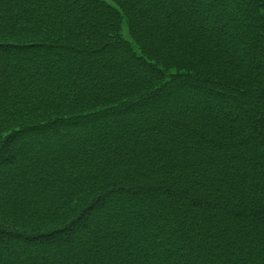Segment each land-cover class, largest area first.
Here are the masks:
<instances>
[{"label": "trees", "instance_id": "trees-1", "mask_svg": "<svg viewBox=\"0 0 264 264\" xmlns=\"http://www.w3.org/2000/svg\"><path fill=\"white\" fill-rule=\"evenodd\" d=\"M0 264H264V0H0Z\"/></svg>", "mask_w": 264, "mask_h": 264}, {"label": "rangeland", "instance_id": "rangeland-1", "mask_svg": "<svg viewBox=\"0 0 264 264\" xmlns=\"http://www.w3.org/2000/svg\"><path fill=\"white\" fill-rule=\"evenodd\" d=\"M106 1H111V0H106Z\"/></svg>", "mask_w": 264, "mask_h": 264}, {"label": "bare ground", "instance_id": "bare-ground-1", "mask_svg": "<svg viewBox=\"0 0 264 264\" xmlns=\"http://www.w3.org/2000/svg\"><path fill=\"white\" fill-rule=\"evenodd\" d=\"M107 2H111V1H107Z\"/></svg>", "mask_w": 264, "mask_h": 264}]
</instances>
